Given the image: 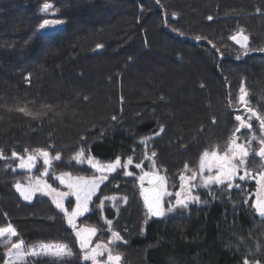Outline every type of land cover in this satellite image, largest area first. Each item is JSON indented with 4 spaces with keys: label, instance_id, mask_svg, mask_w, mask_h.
Here are the masks:
<instances>
[{
    "label": "trees",
    "instance_id": "obj_1",
    "mask_svg": "<svg viewBox=\"0 0 264 264\" xmlns=\"http://www.w3.org/2000/svg\"><path fill=\"white\" fill-rule=\"evenodd\" d=\"M45 3L52 8L42 11ZM45 19L64 23L38 34ZM241 32L246 47L231 39ZM242 86L248 107L264 116V0H0L5 155L85 147L110 161L164 127L153 147L171 171L170 161L226 143ZM2 172L0 225L11 221L28 240L66 242L73 253L22 264H87L64 216L40 198L22 203ZM239 200L234 190L182 216H150L143 233L125 236L127 257L137 253L127 263L264 264V218ZM98 219L93 211L79 222Z\"/></svg>",
    "mask_w": 264,
    "mask_h": 264
},
{
    "label": "rangeland",
    "instance_id": "obj_2",
    "mask_svg": "<svg viewBox=\"0 0 264 264\" xmlns=\"http://www.w3.org/2000/svg\"><path fill=\"white\" fill-rule=\"evenodd\" d=\"M236 53L242 55L243 50L238 49L236 50ZM173 81L175 80L173 79ZM238 90L239 91L236 96L235 102L231 104V108L235 111L233 131L228 136L226 143L214 144L211 146L205 145L203 147L204 149L199 150L196 154L194 153L186 155L185 158L180 161V163L175 162V160L172 162L170 161L171 171L167 166L162 163V159H159L157 157V152L159 151L155 149V147H153L155 142H157L163 134L164 127L159 128L158 131L154 133L142 137L138 141L141 146L138 151H134V153L126 157L119 156L120 164L112 172L102 173L101 171H98L97 168H94L92 164L88 162V157H92L93 162L98 163L100 165H107L109 163H113L116 161L117 158L110 161L99 160L93 157L85 147H79L76 152L73 151L72 153H70L72 151L70 149L68 151L63 150L64 153H53L52 151L47 149H40L47 151L49 154L50 164L48 166L44 164L42 155H39L37 151L18 153L19 156L23 157L25 160L29 155L36 156V159L33 162V166L31 168H27L22 171L20 170L18 172L17 170H19V161L14 160L12 158L13 155H5L4 151L0 150V153H2V158H0V168L1 170H3V174H9L11 178L13 177L12 188L21 198L22 203L29 204L33 202L36 198H40L51 204L56 211L60 212L64 216V220L66 224L71 228V233L77 243V247L81 255V261L84 260L83 256L85 255V250L81 249L80 240L77 237L76 233L78 230L94 228L97 231L94 235L89 238V247L87 251H90L92 248H95L97 244H109V241H113L109 245L113 255L119 254L122 257L120 264H128V259H131V257L137 253H133L132 251L131 255L127 257V252L122 247L123 244L127 241L125 236L128 233L130 235L143 233L144 227L150 218L148 211L146 210L142 201L139 190V177L146 172L158 173L166 178V194H164L163 196V207L165 209H167L169 206L176 204L177 192H180L182 194V198L186 196L198 197V200L196 201L189 200L188 206L185 208L177 206L172 212L165 211V215L163 216L165 220H168L172 217H178L187 214L192 207L205 205L210 201L218 199V197H220L222 194L228 196L234 190L240 193V200L250 205L253 214L258 219L264 218L261 217L253 207L258 198L264 199V189H262V182L260 181V175L264 173V169L263 167H254V162L256 158L254 157V153L253 155H251L252 151L250 148L246 147L249 152V155L245 157L246 163L238 168L236 175H234L231 180H225L222 184L212 183L205 186L199 174V162L201 155L205 150H216L220 153H223L227 150L229 142L234 138L233 133L236 132L238 128L241 131L239 137L243 139L242 144L245 146H247L245 141L250 138L251 133L256 134L255 118L248 115L249 113L246 110V108L249 107L246 99L245 89L244 103H241L239 99V97L242 95L240 91L241 87ZM237 116L243 117L246 124L251 123V128L243 127L242 129L240 121L236 120ZM85 118H89L87 113L84 116V119ZM221 122L223 124V121ZM161 129L163 130L161 131ZM168 136L169 135L167 134L166 138H169ZM166 146L170 148L168 143L166 144ZM80 151L84 152V156L77 160L75 159V156L76 153ZM57 154H59L60 156V159L58 160L55 159ZM64 154L67 155L64 156ZM129 158L132 159L131 164H127ZM125 164H127V167H124ZM137 164H140L141 167L137 168ZM185 165H187L188 167L186 168ZM67 167H70V169H67ZM46 168L48 169L47 172H45ZM193 172L198 173V175L195 180H192L191 183H189L188 177L192 176ZM246 172V178L244 180L239 179L240 176H245ZM64 173H68L72 178L85 177L90 179L93 176L100 177L102 174L107 176V179L99 184V187L93 193L91 200L88 201V211L83 212L80 216L74 218V226L68 223V217L65 215V211L71 213L72 209L76 207V197L74 195L64 197L63 210L57 208L55 203H53L54 199L59 198L57 196V193H66L70 191L66 183L62 184L60 182L59 177ZM127 173H131V175H128ZM208 174L209 173L207 169H205L203 175L206 176ZM211 174L215 175V170H213ZM13 175L16 177L14 178ZM181 175L185 177L184 181L187 182L186 185H183L184 181L181 180ZM37 179H39L41 182L50 185L52 189H55V191H53L48 196H43L40 191H36L33 193L32 198L30 200H25L16 188L17 183H19L22 188L35 187L34 183H36ZM229 184L232 185L231 188H229ZM19 207L20 206H17V208ZM133 210L134 216L131 218V226L129 227L125 225V215L127 212H132ZM93 211H98V221L96 220L92 223L86 221L79 222V219L82 216ZM108 221H111V224H109ZM8 224H11L16 229V227L11 221L4 222L0 225V228L7 227ZM16 231L17 236L11 237L7 244L4 243V240L7 239V234L4 238H0V258H2L0 264H5L7 260L11 259L7 255V250L11 248L13 243H19L20 241L24 242L22 251H29L33 248V246H38L41 244H64L68 246L66 242L60 240H28L25 239L17 229ZM113 233H119L121 239L118 241L113 240ZM47 258L50 257H28L24 262H21V264L27 262L33 263L36 260H45ZM67 258L69 257H66L63 260H66ZM97 259L99 261V264H106L107 252L105 251L104 254L98 256ZM54 261H56L57 263H61V261L59 260ZM84 261L87 262V264H92V261L90 260Z\"/></svg>",
    "mask_w": 264,
    "mask_h": 264
},
{
    "label": "snow or ice",
    "instance_id": "obj_3",
    "mask_svg": "<svg viewBox=\"0 0 264 264\" xmlns=\"http://www.w3.org/2000/svg\"><path fill=\"white\" fill-rule=\"evenodd\" d=\"M51 8H52L51 4L45 3L43 5L42 11H48ZM209 19L211 20L212 18L209 17ZM63 23L64 21L45 19L39 25L38 34ZM238 36L239 38H237V35H234L231 37V39L241 44L242 47H246V42L248 40V37L244 36L242 32L239 33ZM98 47L100 46L98 45ZM240 91L242 95L239 97V99L241 103H244L245 102L244 88L241 87ZM45 107L50 108V106L48 105H45ZM246 110L251 113L252 117H254L256 120L259 121L261 128L264 129V116L257 114L251 108H246ZM18 111L26 112V109L20 108L18 109ZM113 119H115V117H113ZM236 120L240 121L241 127L251 128V123L246 124L243 117L237 116ZM162 130L163 129H161V131ZM236 131L238 132L240 131V129L238 128ZM260 145L261 147L257 155L264 157V139L260 140ZM36 151L39 153V155H42L44 157V164L49 165L50 159L48 152L39 149ZM12 155L13 157H16L17 153L13 152ZM248 155L249 152L245 147V145L237 143L235 139L229 142L227 150L224 151L223 153H220L216 150H212V151L205 150L202 153L199 162V169H200L199 174L201 176V179L203 180L204 185L206 186L212 183L222 184L225 180H231L232 177L236 175L238 168L246 163L245 157H247ZM83 156H84L83 151L77 152L75 159L79 160ZM0 158H2V153H0ZM19 159H20L19 167L31 168L33 166V162L36 159V156L29 155L26 160L23 157H19ZM55 159L57 160L60 159L59 154H57ZM88 162L91 163L94 168H97V170L101 171L102 173L112 172L120 164V157H117L115 162L109 163L107 165H100L98 163H94L92 157H88ZM131 163H132V159L129 158L127 164H131ZM127 164H125L124 167H127ZM136 167L139 168L141 167V165L137 164ZM185 167L187 168L188 166L185 165ZM205 169H207L209 173L206 176L203 175ZM213 170H215V175L211 174ZM47 171L48 169L46 168L45 172ZM127 174L131 175V173H127ZM197 175L198 173L193 172L192 176L188 177V182L191 183L192 180H195ZM246 175L247 172L245 176H240L239 179L244 180L246 178ZM59 179L62 184L64 183L67 184L70 191L66 193H57V196L59 198L54 199L53 203H55L57 208L63 210L64 209L63 198L71 195H74L76 197L77 200L76 207L72 209L71 213L65 211V215L68 217V223L70 225H73V221L75 217L80 216L83 212L88 211L87 208L88 201L91 200L92 195L99 187V184L107 179V176L102 174L100 177L93 176L90 179L85 177L72 178L68 173H64L59 177ZM141 180H143V177H141ZM181 180L182 181L185 180V177L183 175H181ZM260 181L262 182V189H264V173L260 175ZM152 182L154 185L153 187L154 195L152 196L151 199L148 196H145V205L147 207L149 216L162 217L165 215V211L172 212L175 210L177 206L181 208H185L188 206L189 200L192 201L198 200V197L195 196H186L182 198V194L180 192H177L176 204L169 206L167 209H165L161 203V199L162 196L166 194V189H165L166 178L163 176L156 175L153 177ZM231 187L232 185L229 184V188ZM16 188L25 200H30L32 198L33 193L36 191H45V190L49 192L55 191V189H52L50 185L41 182L39 179H37L35 187L22 188L21 185L17 183ZM253 207L261 217H264V199L258 198L255 204L253 205ZM108 223L111 224V221H108ZM96 231L97 230L94 228H86V229L78 230L76 233L77 237L80 240L81 249L85 250V255L83 256V259L92 261V264H99L97 257L103 255L104 252L106 251L107 252L106 264H120L122 257L119 254L113 255L109 247V245L113 241H109V244H97L95 248H92L90 251H87L89 247V238L92 235H94ZM6 234H7V239L4 240L5 244L9 242L11 237L17 236V231L11 224H8L7 227L0 228V238H4ZM112 236H113V240L115 241L121 239L119 233H113ZM23 246H24L23 241H20L19 243H13L11 248L7 250V255L11 259L7 260L5 264H21V262H24L28 257H37V258L50 257L53 260L62 261L66 257L73 256L72 250L67 245L64 244H58V245L41 244L38 246H33V248L29 251H22ZM244 264H249L247 259H245Z\"/></svg>",
    "mask_w": 264,
    "mask_h": 264
},
{
    "label": "flooded vegetation",
    "instance_id": "obj_4",
    "mask_svg": "<svg viewBox=\"0 0 264 264\" xmlns=\"http://www.w3.org/2000/svg\"><path fill=\"white\" fill-rule=\"evenodd\" d=\"M255 126H256V128H255L256 134L251 133L250 138L247 141H245L246 144H247V146H245V147H248V148L251 149V151H252L251 155H253V153H254V157L256 158V160L254 162V164H255L254 167L258 166V167H263V169H264V157H261V156L257 155V153H258V151H259V149L261 147L260 140L264 139V129L261 128V125H260L259 121L256 120V119H255ZM233 139H235L236 142L239 143V144H242V142H243V139H241L238 134H235ZM13 158H14V160H18L19 164H20V159H19L18 156L17 157H13ZM18 169L19 170H24V169H27V168L20 169V167L18 166Z\"/></svg>",
    "mask_w": 264,
    "mask_h": 264
},
{
    "label": "water",
    "instance_id": "obj_5",
    "mask_svg": "<svg viewBox=\"0 0 264 264\" xmlns=\"http://www.w3.org/2000/svg\"><path fill=\"white\" fill-rule=\"evenodd\" d=\"M17 157V156H16ZM43 157V156H42ZM43 162H44V157H43ZM48 166V165H47ZM20 169H24V168H21ZM156 175H159L161 176L160 174L158 173H154V172H146L144 174H142L140 177H139V188H140V193H141V197H142V200H143V203H144V206L147 210V207L145 205V196H148L150 199L152 198V196L154 195L153 193V177L156 176ZM141 177H143V180H141ZM44 183V182H43ZM186 181L183 182V185H186ZM34 185L36 186V183H34ZM165 189H166V185H165ZM40 193L43 195V196H48L50 195L52 192H49L47 190L45 191H40ZM164 196V195H163ZM163 196H162V199H161V203L163 205ZM148 211V210H147ZM154 218H161V217H154Z\"/></svg>",
    "mask_w": 264,
    "mask_h": 264
}]
</instances>
